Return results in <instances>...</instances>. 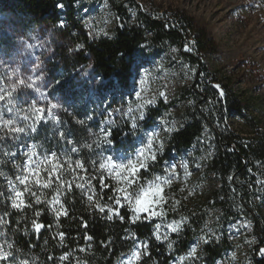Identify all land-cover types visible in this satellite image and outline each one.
<instances>
[{
  "label": "trees",
  "instance_id": "1",
  "mask_svg": "<svg viewBox=\"0 0 264 264\" xmlns=\"http://www.w3.org/2000/svg\"><path fill=\"white\" fill-rule=\"evenodd\" d=\"M83 1L6 0L22 16L55 25L63 21L71 39L84 49L77 55L78 62L92 63L99 78L96 92L89 93L88 98L81 92L83 102L76 108L65 109L57 120L34 124V139L41 153L55 152L62 162L69 160L72 168L75 161H82L88 170L72 172L65 166L62 178L72 187L65 186L60 201L67 215L62 212L57 218L60 205L53 208L45 202L54 195L55 181L53 188L38 190L33 186L41 203L25 194L27 206L12 207L13 186L21 191L24 188L17 181L25 168L16 147L21 135L6 129L0 132V246L10 253L6 264L24 260L29 264H117L132 253L137 242L141 258L134 264H242L228 257L236 247L227 237L226 227L236 214L247 215L254 232L264 240V218L256 216V209L264 208V204L252 206L253 198L263 194L264 189L250 177L254 173L264 182V131L249 112V102L236 91L235 83L229 78L221 79L219 72H211L203 63L200 54L216 51L214 42L184 16L170 22L137 8L133 18L129 0H106L115 15V27L111 36L96 39L82 24ZM191 40L196 41V51L185 52ZM148 48L170 50L167 60L171 66L180 59L193 68L191 84H183L178 92V101L184 102L178 116L172 112L173 103L160 98L155 106L144 109L142 120L141 113L135 110L132 87L140 66L152 59L145 52ZM213 83L219 88H213ZM232 115L244 121L253 137L229 126ZM133 119L135 129L131 127ZM176 119L180 122L178 128L174 126ZM157 124L163 125L162 134L151 135ZM101 129L110 131L108 138L113 144L97 146L103 139ZM149 140L154 142L156 160H147L148 169L139 173L137 183L147 184L156 177L171 181L162 183L164 199L154 205L157 215L138 214L139 218L132 222V206L122 201L125 206L118 210L124 219L115 215L108 219L111 213L101 212L95 205L114 207L113 197L118 195L114 189L119 183L113 177L97 179L101 176L99 163L109 155L113 159H135ZM173 159L181 161L182 166L172 176L169 168ZM88 177L91 189L75 186L86 184ZM209 179L214 180V187L202 190ZM101 183L113 187L101 188ZM93 192L95 198L89 200ZM33 221L46 227L35 231ZM196 239L202 246L193 254ZM259 251H254L253 264H264V257L258 259ZM65 254L68 259H60Z\"/></svg>",
  "mask_w": 264,
  "mask_h": 264
},
{
  "label": "rangeland",
  "instance_id": "2",
  "mask_svg": "<svg viewBox=\"0 0 264 264\" xmlns=\"http://www.w3.org/2000/svg\"><path fill=\"white\" fill-rule=\"evenodd\" d=\"M82 5L85 10L82 24L88 35L96 39L111 36L116 18L108 2L84 0ZM128 5L133 18L137 8L149 16L168 19L170 22H174L177 16H184L193 23L195 29L204 31L217 49L201 53L203 63L211 72H219L221 79L229 78L235 83L236 91L243 94L249 102V112L256 117L261 124L260 129L264 131V0H129ZM195 44V40L187 43L185 52L196 51ZM83 50L79 43H74L71 39L63 21L58 25L42 23L22 16L12 4L0 0V86L7 87L15 81L14 72H18L25 79L29 76L43 77L36 81L39 91L17 88L13 93L12 105L0 101V124L3 120L12 119L15 125L18 123V127L32 125L33 119L24 117H31L30 106L33 104L45 109L50 108L52 103L58 104L59 107L52 109L51 113H44V119L39 122L57 120L62 111L76 108L83 102L84 96L88 98L89 93L96 92L95 86L99 84V78L92 63L85 65L77 60V55ZM176 50L171 49L172 52ZM145 52L152 59L149 64L140 66L136 85L132 87L136 112L143 113L146 107L155 106L157 98H160L165 103H173L172 112L178 116L184 105V102L178 101V92L183 84H191L193 68L180 59H176V64L171 66L167 60L170 50L148 48ZM217 85L213 83V88L218 89ZM8 107L13 111L8 112ZM228 124L236 132L253 137L250 128L238 116L232 115ZM179 125L180 122L176 119L174 126L178 128ZM34 127L36 128L35 125ZM5 129L0 127V132ZM162 131L163 125L157 124L150 132L151 135L160 136ZM35 134L36 131L30 130L20 133L21 140L16 144L25 165L33 151V145L36 146L37 153L33 159L45 154L39 151ZM181 166V161L173 159L169 168L171 175H176ZM250 177L258 180L264 189L263 177H256L254 173ZM214 185V180L209 179L201 189L209 190ZM259 203L264 204V190L263 194L253 198L252 206L256 208ZM58 206L59 204L53 208ZM256 216L264 218V208L259 211L256 209ZM226 234L236 247L228 257L236 262L238 260L242 264H253L255 249H260L257 252L258 259L264 257L261 254L264 240L254 232L251 219L247 215L236 214L234 220L227 225ZM139 246L140 243L137 242L132 253L139 251L140 259ZM201 246L198 239L192 243L195 250ZM132 253L122 257L117 264H126ZM6 261L7 259L0 260V264H6ZM137 261L134 260L133 264ZM217 264L222 262L218 261Z\"/></svg>",
  "mask_w": 264,
  "mask_h": 264
},
{
  "label": "snow or ice",
  "instance_id": "3",
  "mask_svg": "<svg viewBox=\"0 0 264 264\" xmlns=\"http://www.w3.org/2000/svg\"><path fill=\"white\" fill-rule=\"evenodd\" d=\"M58 7L63 8V4H58ZM13 75L16 76V80L11 82L7 87L0 86V101H6L7 105L13 104V93L16 92L17 88H25V89H33L35 91H39V87L36 85L37 80L43 79L42 75L38 76H29L26 79L21 78L18 72H14ZM59 83V81H57ZM216 87H219L217 85ZM43 94V93H42ZM223 91L220 92V95L223 96ZM59 107L58 104L52 103L50 108L45 109L43 106L31 105V117L25 116V119H33V125H26L25 127H18L15 125L12 119L3 120L0 127H5L10 133H25L26 130H30L32 132L36 131L34 124L36 121L44 119V113H51L52 109ZM8 112H12L13 109L11 107L7 108ZM131 111V109H129ZM0 118H2V111H0ZM54 119L56 117H53ZM91 119V117H89ZM139 119H144L143 113L140 114ZM80 123H84L80 121ZM131 127L133 129L137 128V124L135 119L132 120ZM103 133V139L98 142L97 146H100L101 143L111 145L113 144V140L108 137L111 135L110 131L101 129ZM61 135H63L61 133ZM153 140H149L146 144L145 149H141L138 156L135 159H113L111 155L105 157L102 162L98 165V170L101 171V176L97 177V179L105 180L108 177L115 178L119 186L115 187L114 191L118 194L113 197L115 201V206L111 208H105L97 203L95 206L101 212H109L111 215L108 216V219H112L113 216H118L121 220L124 219L123 216L119 213V208L124 207V203L132 206L133 215L131 217L132 222H135L138 219V214L143 213H151L152 215H157L154 210V205L163 201L164 197L162 195V183H170V179H166L161 181L160 177H156L151 182L147 184L137 183L140 179L139 173L142 170L148 169L147 160H156V152L153 149ZM162 146V144H161ZM33 151L30 152L29 158L26 162L25 168L23 169V174L17 176V181L20 185H23V191L16 189L14 186L12 188L14 192V198L12 200L13 208H20L25 205V201L23 197L25 194L31 195L35 198L36 203H41L40 197L37 195L36 191H32L33 186L40 189H48L53 188V183L55 181L54 187V195L51 200L45 201L50 206L60 205V208L56 210L57 218L63 212L64 215H67L66 211L63 210V205L61 204L60 197L62 195V190L67 186L68 188L72 187L71 182L65 181L62 177L64 175L65 166L68 165V170L75 172L76 169H80L81 171L87 173V169L84 166L82 161H75V168L71 167V162L69 160L61 161L60 157L57 156L55 152L51 154H44L42 157H38L33 159V157L37 156L35 152V145L32 146ZM91 147V145H88ZM76 151V149H73ZM93 166H96V162L93 161ZM19 167V165H17ZM43 174V175H42ZM106 174V175H105ZM87 183H80L75 185L80 189H85L86 187L91 189V178L88 177ZM11 184V181L9 182ZM135 186V187H133ZM101 188H109L111 189L113 186L107 183H101ZM95 193L93 192L88 196L89 200H94ZM41 213L39 211L36 212V215L39 216ZM33 226L35 231H39L41 228L46 227V225L37 223L33 221ZM175 231V229H173ZM63 233H60V237L63 238ZM87 239L91 240V237H87ZM11 247V245H9ZM195 253V249H193V254ZM261 254L264 255V249H261ZM10 256V253H7L2 250V246H0V260H6ZM140 253L139 251H134L131 256L128 258L126 264H133L134 260H139ZM60 259L66 260L68 256L65 254ZM20 264H29L27 260L21 261Z\"/></svg>",
  "mask_w": 264,
  "mask_h": 264
}]
</instances>
